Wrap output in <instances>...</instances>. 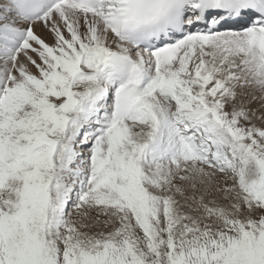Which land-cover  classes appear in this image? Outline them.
Masks as SVG:
<instances>
[{"label":"snow or ice","instance_id":"obj_1","mask_svg":"<svg viewBox=\"0 0 264 264\" xmlns=\"http://www.w3.org/2000/svg\"><path fill=\"white\" fill-rule=\"evenodd\" d=\"M0 264H264V0H0Z\"/></svg>","mask_w":264,"mask_h":264}]
</instances>
